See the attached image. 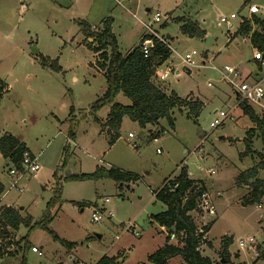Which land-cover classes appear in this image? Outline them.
<instances>
[{
	"label": "rangeland",
	"instance_id": "rangeland-1",
	"mask_svg": "<svg viewBox=\"0 0 264 264\" xmlns=\"http://www.w3.org/2000/svg\"><path fill=\"white\" fill-rule=\"evenodd\" d=\"M253 7H264V0H133L122 5L115 0H0V138L8 134L29 145L41 167L36 178L23 182L22 193L8 191L0 208L10 204L34 223L51 217L50 232L22 227L14 234L16 241L28 236L26 264H96L104 256L115 257L120 264H152L149 257L166 238L152 221L153 215L166 210L155 193L183 167L192 179L204 183L216 207L214 220L191 214L199 228L214 221L202 254L222 260L228 241L225 264H264V199L261 205H247L250 187L236 184L241 173L260 163L256 155L241 157L253 124L220 72L234 67L242 80L261 83L264 89V60H257L248 39L233 38L242 21L251 18ZM157 13L162 18L156 23ZM232 14L237 19L231 25L220 22ZM108 18L113 19L124 56L141 44L150 32L148 25L167 41L172 52L159 70L169 71V78L159 82L155 77V82L186 102H203L197 122L187 119L189 110L184 107L172 112L174 129L165 119L143 128L125 117L117 135L102 131L95 116L105 123L110 107L94 115L92 106L105 93L107 80L98 69L99 56L88 47L93 39L83 34L81 23L95 31ZM184 19L197 23L205 37L184 35V22L178 21ZM193 51L195 66L189 67L181 58ZM42 57L58 70L44 67ZM117 101L131 104L122 94ZM222 111L229 114L228 120L212 129ZM70 132L75 138H69ZM253 138L254 148L261 151L257 132ZM7 165L0 154V182ZM98 167L135 174L139 180L119 184L108 178H69L93 174ZM258 177L264 179V170ZM58 189L61 202L48 211ZM97 210L102 219L93 222ZM251 238L256 250L253 246L241 250L239 242ZM22 246L23 242L12 249L19 250L17 257L0 258V264H20ZM33 247L43 255L33 253ZM169 264L183 260L177 257Z\"/></svg>",
	"mask_w": 264,
	"mask_h": 264
},
{
	"label": "trees",
	"instance_id": "trees-1",
	"mask_svg": "<svg viewBox=\"0 0 264 264\" xmlns=\"http://www.w3.org/2000/svg\"><path fill=\"white\" fill-rule=\"evenodd\" d=\"M178 21L184 22L181 26L184 35L191 38L203 39L205 37V31L197 23L185 19ZM112 25L113 19L108 18L100 24L102 26L100 30L96 28L94 31L88 23H81L83 34L87 39H93V44H89L88 47L99 56L98 69L103 72L107 80L106 92L92 106L94 115L104 107H110L105 123L95 116V121L102 125V131L109 129V131L116 132L117 135L125 117H129L131 121L143 128L159 125L160 121L165 119L174 129L175 120L172 117V112L184 107L189 110L187 119L197 122L204 108L203 102H186L184 98H180L175 93H165L155 82L156 71L170 58L171 52L168 46L154 38L155 46L152 57L145 59L141 49L143 40L146 38L143 36L141 44L124 56L119 51ZM233 38L248 39L252 48L264 56V17L260 18L253 14L250 19H244ZM42 62L44 67L58 70L53 64L45 62L44 57H42ZM120 94L128 98L131 104L124 105L118 102L117 98ZM239 107L244 116L253 124V128L247 131L248 137L244 140L246 150L241 157L256 155L260 159V163L241 173L236 179V184L250 187V195L246 199L247 205H261L264 199V179L258 176L259 172L264 170V111L258 114L254 107L245 102L240 103ZM256 132L262 143V149L259 152L254 148L253 136ZM69 138H75V135L70 132ZM26 151H29L26 145L12 135L6 134L0 138V154L8 161V167L14 166L20 170L23 154ZM65 152L68 155L66 148ZM69 178L74 180L108 178L119 184L139 180V176L135 174L104 167H98L93 174ZM5 191V185L0 182V200ZM205 191L207 190L204 183L192 179L187 168L183 167L175 178L166 181L163 188L155 193V200L164 204L166 210L153 215L152 221L164 229L166 238L164 246L149 257L150 263L169 264L170 260L179 257L183 260V264H222V260L216 262L201 252L202 246L207 243L206 236L214 221L199 228L191 216L192 213H198L199 201ZM61 192V189L56 191L55 196L48 203V211L52 206L61 202ZM50 223L51 217L49 216L44 217L40 223H34L31 216L23 217L15 208L1 207L0 258L17 257L19 250L12 249H15L16 246L19 247L23 242L20 264H26V252L30 245L28 236L16 241L14 234L22 227L27 228L29 232L36 228L50 232L48 228ZM172 235L175 236L176 243L172 242ZM54 238L58 239L56 236ZM208 245L211 247V244ZM228 246L229 242L226 241L222 250V256L226 259V263H229ZM96 264H120V262L115 257L104 256Z\"/></svg>",
	"mask_w": 264,
	"mask_h": 264
},
{
	"label": "built area",
	"instance_id": "built-area-1",
	"mask_svg": "<svg viewBox=\"0 0 264 264\" xmlns=\"http://www.w3.org/2000/svg\"><path fill=\"white\" fill-rule=\"evenodd\" d=\"M118 5H122V2L124 1H133V0H115ZM259 15L264 14V7H253L252 8V15ZM162 16L160 13L155 14L153 21L159 22L161 20ZM237 16L232 14L230 18L221 17L220 22L222 24L231 25L233 20H236ZM146 28L150 31L149 33H146V38L143 40V43L141 45L142 53L145 59H150L153 54L155 41L154 38L157 39L159 42L165 44L168 46L169 50L172 52V49L170 45L167 43V41L160 36L157 32L153 31L150 28V25L146 26ZM256 58L257 60H264V56H262L260 53L256 52ZM197 56V52L193 51L192 53L186 54L181 59L183 60V63L187 66H195L194 64V57ZM221 75L223 77V81L227 82L230 86H232L233 91L235 92L237 98H239V104L240 103H247L251 106H256L264 111V105L262 104V101L264 99V89L261 85V83H255V82H248L246 80H242L240 77V72L230 66H225L223 71H220ZM155 77L159 81H166L167 78H169V71L161 72L159 69L156 71ZM229 118V114L226 112H220L219 115H217V118L214 120V122L211 123L210 127L212 129H216L219 126H222ZM130 138H133V135H129ZM157 141V139H155ZM10 168L7 170V175L5 178L12 179V181L8 182L7 185L9 186V189H15L16 191L23 192V182L28 178H36L37 174L40 170V164L38 157L34 156L31 152L26 151L23 154L22 162H21V169H17L14 166H9ZM4 184V182H1ZM6 185V184H4ZM6 185V187H7ZM104 211V210H103ZM198 214L200 218L204 219H213L216 216V207L214 205V202L212 200L211 195L208 191H205L199 201L198 205ZM102 212L100 210H97L93 214V222H99L102 219ZM109 217H112V213H108ZM214 220V219H213ZM207 224L205 223L204 226ZM200 232H202L200 230ZM175 236H171V240H174ZM248 246H253L255 249V240L249 239L247 241L241 240L239 242V247L241 250L245 249ZM256 250V249H255ZM32 252L38 254L39 256H42V252L36 248H32ZM257 252V251H256ZM259 257V254L257 255Z\"/></svg>",
	"mask_w": 264,
	"mask_h": 264
},
{
	"label": "crops",
	"instance_id": "crops-1",
	"mask_svg": "<svg viewBox=\"0 0 264 264\" xmlns=\"http://www.w3.org/2000/svg\"><path fill=\"white\" fill-rule=\"evenodd\" d=\"M147 11L149 12L150 10L149 9H147ZM113 26V25H112ZM94 28V27H93ZM96 29V28H95ZM112 31H113V28H112ZM146 35V34H145ZM144 35V36H145ZM161 36V35H160ZM101 72V71H100ZM102 74H103V72H102ZM176 75L177 76H180V72L178 71V72H176ZM159 81V80H158ZM160 82V81H159ZM164 82V81H163ZM107 90V89H106ZM106 92V91H105ZM181 98V97H180ZM99 119V118H98ZM100 120V119H99ZM101 121V120H100ZM22 142V141H21ZM22 143H24V142H22ZM25 145H26V147L28 148V150L34 155V156H36L37 157V155H36V152L34 151V149H32L29 145H27L26 143H24ZM3 182H4V184H6V182L8 183V180H7V178H4V180H3ZM5 187H6V185H5ZM6 193H8V191H7V188H6V191H5V193H4V195L2 196V198H1V200H0V202L5 198V196H6ZM262 202H263V200H262ZM2 207H12V208H15L14 206H11L10 204H6L5 206H2ZM16 209V208H15ZM163 231H164V229H163ZM165 232V231H164Z\"/></svg>",
	"mask_w": 264,
	"mask_h": 264
},
{
	"label": "water",
	"instance_id": "water-1",
	"mask_svg": "<svg viewBox=\"0 0 264 264\" xmlns=\"http://www.w3.org/2000/svg\"><path fill=\"white\" fill-rule=\"evenodd\" d=\"M39 53V51L38 50H35V55H37ZM69 174V173H68ZM100 238V237H99ZM221 263L222 264H225V260H224V258L222 259V261H221Z\"/></svg>",
	"mask_w": 264,
	"mask_h": 264
}]
</instances>
